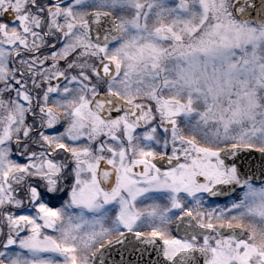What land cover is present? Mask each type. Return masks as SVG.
<instances>
[{"label": "snow or ice", "instance_id": "obj_1", "mask_svg": "<svg viewBox=\"0 0 264 264\" xmlns=\"http://www.w3.org/2000/svg\"><path fill=\"white\" fill-rule=\"evenodd\" d=\"M0 264H264V0H0Z\"/></svg>", "mask_w": 264, "mask_h": 264}, {"label": "flooded vegetation", "instance_id": "obj_2", "mask_svg": "<svg viewBox=\"0 0 264 264\" xmlns=\"http://www.w3.org/2000/svg\"><path fill=\"white\" fill-rule=\"evenodd\" d=\"M223 202H224L223 199H221V200H220V203H223Z\"/></svg>", "mask_w": 264, "mask_h": 264}]
</instances>
